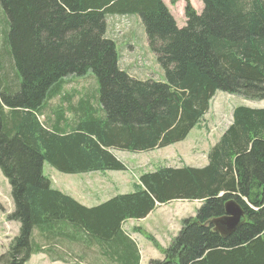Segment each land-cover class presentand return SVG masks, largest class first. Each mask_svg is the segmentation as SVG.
Segmentation results:
<instances>
[{"label":"trees","instance_id":"1","mask_svg":"<svg viewBox=\"0 0 264 264\" xmlns=\"http://www.w3.org/2000/svg\"><path fill=\"white\" fill-rule=\"evenodd\" d=\"M199 1L201 13L186 5L178 28L161 0H0V173L13 205L6 220L19 224L0 264H25L41 253L65 264L51 244L46 250L33 242L34 229L48 242L99 246L108 264H139L122 224L173 201L201 206L167 249L143 234L163 255L148 264H264V108L235 107L205 167H160L139 176L132 193L95 207L53 189L43 175L44 162L64 174L125 171L112 151L183 141L216 93L264 100V0ZM115 15L139 17L163 82L119 69L105 35L106 18ZM88 73L97 83L94 103L68 102L51 120L47 105L65 100V79ZM231 200L245 219L223 236L213 222Z\"/></svg>","mask_w":264,"mask_h":264},{"label":"rangeland","instance_id":"2","mask_svg":"<svg viewBox=\"0 0 264 264\" xmlns=\"http://www.w3.org/2000/svg\"><path fill=\"white\" fill-rule=\"evenodd\" d=\"M162 3L168 9L170 15L176 21L178 28L185 26V18L183 15V9L186 5L190 7L197 13L200 14L203 6L199 0H177L174 4H171L173 0H161ZM110 19L114 17L107 16L106 20V37L114 40L116 45V53L119 59V64L126 65L129 64L130 60L135 66H139L138 63L142 61L141 65L129 71L130 75L134 76L138 80H153L159 82L164 80L163 72L161 68L157 65L154 55L149 51L146 41V36L144 33L143 26L137 15H127V21L123 27L120 23H110ZM0 20L5 24V17L2 18V13L0 11ZM119 27V33L114 32L115 27ZM117 34V37H115ZM115 38V39H113ZM7 56V55H5ZM8 58H4L2 61L5 70L9 73V76H13V70L9 66L11 64L7 63ZM140 59V60H139ZM126 72V71H125ZM128 73V74H129ZM62 87L61 95H64L66 103L60 98H54L49 101L47 105L46 115H49L50 119L53 120V112L57 111L60 107H66L69 102L72 105H77L82 100H89L94 103L97 97V83L92 73H88L83 77L68 76L65 79V84ZM230 96V95H229ZM240 99V98H239ZM242 99V98H241ZM240 99V100H241ZM241 101H245L242 99ZM63 102L64 105L63 106ZM250 106L255 108H260L264 104V100L261 101H247ZM66 112V111H65ZM228 114V112H226ZM227 116V115H226ZM65 118H70L69 113L66 114ZM46 119V116H45ZM42 120V119H41ZM227 118H220V122L226 121ZM44 120H42L43 122ZM215 130V129H214ZM210 130L209 128L197 132L194 129L187 139L182 143L167 147L165 149L161 148L154 151L146 152H118L113 151V153L125 164L135 169L137 174H144L154 171L160 167H198L202 168L207 165L206 156L209 150L218 142H216L215 136L220 132V129ZM214 132V133H213ZM215 143V144H214ZM184 165V167H185ZM133 174V173H132ZM43 175L46 180L51 183V187L61 186L64 189H68L66 186L72 188L74 191L84 188H89L87 196L81 195L80 192H73V195L84 203L86 206L93 205L94 201L90 199H107L106 195L109 191L116 190V185L113 184L118 174L111 172H95L84 173V174H64L51 168L47 163H43ZM134 175V174H133ZM135 176V175H134ZM106 182L105 187L101 188L98 181ZM171 203V202H170ZM167 203L165 205H168ZM186 202H183L185 205ZM179 202H172V205L165 207L162 211L166 213V219L169 215L168 213L184 214L182 217H194L196 212V207L201 206L200 201H192L188 204L187 208L180 209ZM13 211V206L10 196V188L6 179L0 173V256H3L8 251V245L16 237L18 233L19 224L16 222H7L6 216ZM173 215V214H172ZM135 222V221H134ZM134 222H128L122 226V229L129 233L130 229L133 230V225H137ZM32 240L36 244L43 246L46 250H49L50 244L53 250L58 254L63 255L65 261L69 264H84L86 253L85 246L83 245H70L64 242H48L39 236L37 230L34 229L32 232ZM140 242V238L137 240ZM98 246V245H97ZM96 248H100L99 246ZM42 255V256H38ZM31 255L30 259L25 264H50L51 260L46 254ZM50 262V263H49Z\"/></svg>","mask_w":264,"mask_h":264},{"label":"crops","instance_id":"3","mask_svg":"<svg viewBox=\"0 0 264 264\" xmlns=\"http://www.w3.org/2000/svg\"><path fill=\"white\" fill-rule=\"evenodd\" d=\"M118 65H119V68L121 70L126 71L127 73H129L130 70L139 67V66H135L133 63H131V60H130L129 64L121 66L118 63ZM139 69H140V67H139ZM162 81L163 80H160V82H162ZM240 99L237 96H233V95L229 96L228 94H224V93H216L210 101L207 113L204 115V117L202 118L200 123L194 129H196L197 132H200L201 130L206 131L207 128H209L211 131L214 129L215 130L220 129V132L215 136V139L217 142L219 140L220 136L222 135V133L226 130L227 126L231 123L232 111L235 107L245 106V107H248L251 109H263L264 108V104L260 108H255L253 106H250V103H248L246 101H241L242 99L241 100ZM226 112H228V114ZM224 117H226L227 120L220 122V118L224 119ZM194 129H192L190 131V133ZM215 130H214V132H215ZM189 134H188V136H189ZM185 166H187V165H185ZM126 167H127L126 171L111 172V173L118 174L116 181L113 183L116 185V190H114L113 192L112 191L107 192V195H106L107 199L100 200L98 198L97 199L88 198L87 199L88 202L90 200L95 202V203H92L93 205H90V206L84 205V203L82 201H80L78 198H76L73 195V192L76 191V192H80L81 195L87 196V194L89 193L88 192L89 188H84V189H81L80 191H78V190L74 191L72 188H70L68 186H66L68 189H64L61 186L54 187V188L59 190L60 192H62L64 194L72 197L74 200H76L78 203H80L81 205H83L85 207H93V206L99 205V204L107 201L108 199H110L116 195L131 193L134 191V188L139 184L138 183V177L141 174H137L135 169L128 166L127 164H126ZM92 174H94V173H92ZM96 184H99L102 189L105 188V185H106V183L101 182V181H98ZM175 202L181 203L179 205L180 209L187 208L188 207L187 205L191 204V203H188V204L185 203V205H183L182 201H174V203ZM170 205H172V202L168 205L157 206L145 219L135 221V222L134 221H127L126 222V223L134 222L137 224V225L132 226L135 230L133 231V235H131V236L129 235V238L135 243L136 248L138 250V255H139V259H140L139 264H147L149 260H162L163 259V255L161 254V252L158 249L154 248L153 245L148 240H146L144 238L143 232L151 235L153 237V239L156 241V243L162 249H166L170 245L171 240L177 235V233L179 231V226H180L181 220L186 218V217H182V216H185L184 214H176V212H177V210H176L174 213H172V212L168 213L169 215L167 216V219H166V213L162 210L165 207L170 206ZM198 208H199V206H198ZM196 209H197V207H196ZM190 217H192V216H190ZM138 238H140V242L137 241ZM102 252H103L102 249L87 248L86 253H85L84 264H108L106 261H104ZM38 256H42V255H38ZM50 264H62V263L51 262ZM65 264H69L68 261H65Z\"/></svg>","mask_w":264,"mask_h":264},{"label":"water","instance_id":"4","mask_svg":"<svg viewBox=\"0 0 264 264\" xmlns=\"http://www.w3.org/2000/svg\"><path fill=\"white\" fill-rule=\"evenodd\" d=\"M244 219L245 215L242 208L231 200L224 205V215L214 220V230L225 236L242 224Z\"/></svg>","mask_w":264,"mask_h":264},{"label":"clouds","instance_id":"5","mask_svg":"<svg viewBox=\"0 0 264 264\" xmlns=\"http://www.w3.org/2000/svg\"><path fill=\"white\" fill-rule=\"evenodd\" d=\"M175 21V20H174ZM176 22V21H175ZM110 39V38H109ZM111 41H113V40H111ZM115 49H116V45H115ZM140 60V59H139ZM139 62H141L142 63V61L140 60ZM118 63H119V59H118ZM141 63H138V65L140 66L141 65ZM119 67V66H118ZM120 69V68H119ZM121 70V69H120ZM123 71V70H122ZM125 72V71H124ZM125 73H127V72H125ZM128 74V73H127ZM130 77H132V78H134V79H137V78H135L134 76H132V75H130V74H128ZM138 80V79H137ZM164 81V80H163ZM162 81V82H163ZM160 82V81H159ZM67 114V113H66ZM114 151H116V150H114ZM113 152V151H112ZM118 152H120V151H118ZM116 157V156H115ZM118 160H120L118 157H116ZM120 161H122V160H120ZM123 163H124V161H122ZM125 164V163H124ZM126 165V164H125ZM184 167V166H183ZM177 168H181V167H177ZM107 172H113V171H107ZM49 181V180H48ZM101 181V180H100ZM101 182H103V181H101ZM104 183H106V182H104ZM50 185H51V183H50ZM106 188V187H105ZM56 190V189H55ZM60 192V191H59ZM62 193V192H61ZM62 194H64V193H62ZM64 195H66V194H64ZM66 196H68V195H66ZM70 197V196H69ZM72 198V197H71ZM73 199V198H72ZM109 200V199H108ZM76 201V200H75ZM77 202V201H76ZM80 204V203H79ZM97 206V205H96ZM93 207H95V206H93ZM88 208H90V207H88ZM149 215V214H148ZM147 215V216H148ZM146 216V217H147ZM145 217V218H146ZM145 218H143V219H145ZM140 220H142V219H140ZM128 221H139V220H128ZM127 221H125L123 224H122V226L123 225H125V223H126ZM133 230H135V229H133ZM128 238H129V233H124ZM131 236V235H130ZM144 236V235H143ZM151 236V235H150ZM152 237V236H151ZM145 238V237H144ZM153 238V237H152ZM130 239V238H129ZM146 239V238H145ZM131 240V239H130ZM132 241V240H131ZM133 242V241H132ZM150 242V241H149ZM134 243V242H133ZM151 243V242H150ZM135 244V243H134Z\"/></svg>","mask_w":264,"mask_h":264}]
</instances>
